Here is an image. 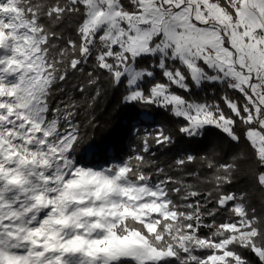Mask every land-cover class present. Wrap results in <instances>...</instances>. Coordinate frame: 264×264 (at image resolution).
<instances>
[{"label": "snow or ice", "instance_id": "snow-or-ice-1", "mask_svg": "<svg viewBox=\"0 0 264 264\" xmlns=\"http://www.w3.org/2000/svg\"><path fill=\"white\" fill-rule=\"evenodd\" d=\"M0 264H264V0H0Z\"/></svg>", "mask_w": 264, "mask_h": 264}, {"label": "trees", "instance_id": "trees-1", "mask_svg": "<svg viewBox=\"0 0 264 264\" xmlns=\"http://www.w3.org/2000/svg\"><path fill=\"white\" fill-rule=\"evenodd\" d=\"M123 89L115 91L108 89L105 94L99 99L98 103L95 106V116L98 122V127L94 132L93 137H89L81 145V150L86 149L89 144L95 142L98 146L103 145L106 138H109L110 133L117 128H123L131 115L130 110L125 108L121 104V96ZM210 95V93H209ZM139 111V110H137ZM156 123L164 125L166 128L172 129L175 128V123L170 120L166 114L160 113L156 116ZM209 140L217 141L221 140L220 134L215 130H211L208 136ZM110 142L118 146V150L122 151L125 155L129 152V145L132 147H138L139 142L134 138H128L122 140L120 137H111ZM187 146V145H183ZM225 149L227 145H224ZM243 149H241L242 151ZM168 157H165L167 159Z\"/></svg>", "mask_w": 264, "mask_h": 264}]
</instances>
